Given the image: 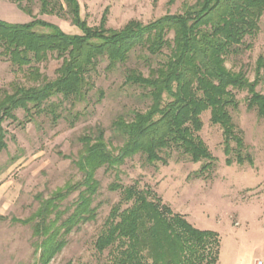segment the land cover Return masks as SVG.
<instances>
[{
  "label": "trees",
  "instance_id": "trees-1",
  "mask_svg": "<svg viewBox=\"0 0 264 264\" xmlns=\"http://www.w3.org/2000/svg\"><path fill=\"white\" fill-rule=\"evenodd\" d=\"M9 1L32 20L25 24L0 20V58L22 72L32 86L15 83L10 91L0 90V154L7 149L3 124L17 121L15 112L21 110L27 122L33 115L46 114L56 123L65 101L73 108L92 89V76L101 63H106V73H112L134 57L148 71L145 76L137 68H127L123 83L142 90L149 102L145 111L134 112L130 120L117 117L111 124V141L105 140L100 126L82 135V150L73 161L80 180L47 198L36 195L35 212L25 220L13 219L31 226L35 264H50L75 228L95 220L98 170L115 171L135 156L154 164L171 149L192 163L205 161L200 173L212 169L213 158L198 137L205 112L210 123L222 130L227 163L251 161L229 110L237 107L233 91H245L247 108L264 122V93L256 92L262 59L253 82L241 71L227 69L225 62L227 56L238 53L246 38L257 35L264 0H193L181 13L165 14L147 24L130 20L119 30L106 27L107 10L101 23L91 27L81 21L76 0H39L41 15L68 19L80 28L78 35L65 34L56 25L34 18L31 0ZM174 2L168 0V5ZM50 58L61 61L53 80L39 70ZM113 143L118 145L113 148ZM107 189L118 192L119 201L111 207L93 244L97 254L106 253L107 264H218L217 233L195 228L150 189L118 182ZM75 193L72 206L62 209Z\"/></svg>",
  "mask_w": 264,
  "mask_h": 264
},
{
  "label": "rangeland",
  "instance_id": "rangeland-1",
  "mask_svg": "<svg viewBox=\"0 0 264 264\" xmlns=\"http://www.w3.org/2000/svg\"><path fill=\"white\" fill-rule=\"evenodd\" d=\"M76 1L81 21L96 27L107 10L106 27L113 30H119L130 20L147 24L165 14L181 13L185 5L193 3V0H175L172 5H168V0ZM29 5L34 18L52 23L68 35L81 33L68 19L41 15L39 0H31ZM0 20L25 24L32 18L9 0H0ZM259 58L262 66L256 92L264 93V19L259 23L257 35L246 38L238 53L227 56L225 66L235 73L241 71L253 82ZM60 63L50 58L39 66L41 75L53 80ZM105 65L101 63L93 74L92 89L84 99L75 102L73 108L69 101L63 103L58 110L62 118L56 123L46 114L33 115L27 122L19 110L15 112L17 121L3 124L7 149L0 154V264L36 263L31 226L14 220H25L35 212L36 195L47 198L65 184L80 180L81 175L73 164L82 150L79 138L100 126L105 130V140L111 141V124L117 117L130 120L134 112H144L149 105L141 89L123 84L127 68H137L147 75L143 63L132 57L112 73L105 72ZM15 83L32 86L22 72L0 58V90L10 91ZM233 93L237 107L230 108L229 112L233 124L242 132L251 161L228 164L222 130L210 123L208 112L203 113L198 137L213 158L212 169L200 173L205 161L192 163L188 156L171 149L161 153L162 161L154 164L135 156L115 171L98 170L95 178L100 189L93 203L95 220L75 228L67 236L66 246L50 264H107L106 253L97 254L93 244L111 207L119 201V193L107 189L113 182L150 189L195 228L217 233L220 238L218 264H264V122L247 108L245 91ZM117 145L113 143V148ZM76 198L75 193L61 208L72 206Z\"/></svg>",
  "mask_w": 264,
  "mask_h": 264
},
{
  "label": "built area",
  "instance_id": "built-area-1",
  "mask_svg": "<svg viewBox=\"0 0 264 264\" xmlns=\"http://www.w3.org/2000/svg\"><path fill=\"white\" fill-rule=\"evenodd\" d=\"M257 264H262L261 262H258Z\"/></svg>",
  "mask_w": 264,
  "mask_h": 264
}]
</instances>
